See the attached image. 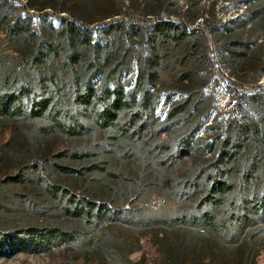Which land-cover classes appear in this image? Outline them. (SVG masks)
I'll use <instances>...</instances> for the list:
<instances>
[{"label": "trees", "instance_id": "16d2710c", "mask_svg": "<svg viewBox=\"0 0 264 264\" xmlns=\"http://www.w3.org/2000/svg\"><path fill=\"white\" fill-rule=\"evenodd\" d=\"M168 1L178 0H148L135 20L120 17V0H29L34 11L66 14L57 27L52 20L38 27L33 16L17 14L12 0H0V33L17 54L0 53V121L33 122L39 139L79 138L95 127L137 141L157 129L159 150L192 159L203 198L190 223L235 244L264 223V87L256 85L264 73V0H226L232 9L245 5L244 13L202 25L194 11L200 0L161 18ZM216 63L234 78L227 84L234 103L227 118L203 127L210 108L200 94ZM165 71H171L168 83L161 82ZM161 98L168 105L162 121L156 117ZM67 158L53 153L49 160L58 172L75 173L59 164ZM45 189L71 219L93 222L110 213L63 188ZM77 239L63 225L0 230V257L48 253Z\"/></svg>", "mask_w": 264, "mask_h": 264}, {"label": "rangeland", "instance_id": "374dc122", "mask_svg": "<svg viewBox=\"0 0 264 264\" xmlns=\"http://www.w3.org/2000/svg\"><path fill=\"white\" fill-rule=\"evenodd\" d=\"M120 1V17L130 15L138 20L148 0ZM12 2L18 15L33 16L38 27L44 20H52L57 27L59 18L66 16H57L52 10L34 11L28 7L29 0ZM189 6V0L168 1L160 16L167 17L165 10L185 12ZM244 7L232 9L226 0H200L194 7L199 13L196 24L205 20L224 23L244 13ZM108 23L110 20L98 27ZM0 53L17 56L2 33ZM165 72L162 83L170 81L171 71ZM132 75L135 78L136 70ZM209 76V84L200 94L208 99L210 108L203 127L213 119L227 118L234 103L227 87L234 78L219 63ZM256 85L264 87V73ZM245 91L254 88L247 86ZM167 109L161 98L156 105L160 121ZM35 126L33 122L0 121V230L15 233L24 227L63 225L78 239L48 253L3 256L0 264H264V223L247 230L235 244L214 230L199 231L190 223L188 219L200 211L203 198L194 187L192 159L179 157L173 149L159 150L157 129L137 141L115 138L95 127L79 138L53 135L39 139ZM53 153L69 154L59 164L81 174L58 172L49 160ZM19 175L21 180H12ZM46 184L103 204L110 213L93 222L71 219L60 202L49 196Z\"/></svg>", "mask_w": 264, "mask_h": 264}, {"label": "water", "instance_id": "95a60500", "mask_svg": "<svg viewBox=\"0 0 264 264\" xmlns=\"http://www.w3.org/2000/svg\"><path fill=\"white\" fill-rule=\"evenodd\" d=\"M237 17V16H236ZM220 105H222V102L220 103Z\"/></svg>", "mask_w": 264, "mask_h": 264}, {"label": "bare ground", "instance_id": "6f19581e", "mask_svg": "<svg viewBox=\"0 0 264 264\" xmlns=\"http://www.w3.org/2000/svg\"><path fill=\"white\" fill-rule=\"evenodd\" d=\"M225 101V100H224Z\"/></svg>", "mask_w": 264, "mask_h": 264}]
</instances>
